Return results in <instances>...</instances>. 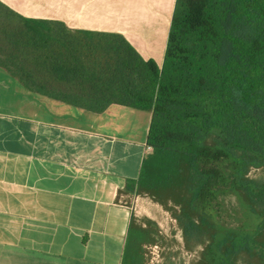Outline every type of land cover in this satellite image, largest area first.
I'll return each instance as SVG.
<instances>
[{
	"label": "trees",
	"instance_id": "1",
	"mask_svg": "<svg viewBox=\"0 0 264 264\" xmlns=\"http://www.w3.org/2000/svg\"><path fill=\"white\" fill-rule=\"evenodd\" d=\"M22 23L3 32L11 50L0 49V66L25 88L44 93L24 55L50 68L81 60L100 94L63 102L93 112L111 104L150 112V151L125 191L173 211L186 247L203 245L195 264L242 257L264 264V179L248 175L264 168V0H175L161 66L116 34L85 33V47L53 51L68 41L50 34L51 22ZM229 196L240 202L242 219H224ZM134 220L123 264H144L141 244L150 232Z\"/></svg>",
	"mask_w": 264,
	"mask_h": 264
},
{
	"label": "crops",
	"instance_id": "2",
	"mask_svg": "<svg viewBox=\"0 0 264 264\" xmlns=\"http://www.w3.org/2000/svg\"><path fill=\"white\" fill-rule=\"evenodd\" d=\"M174 1L0 0L11 11L0 21L51 22L50 34L68 41L53 51L85 47V33L120 35L161 66ZM84 63L28 67L44 93L0 66V264H123L140 200L125 188L150 151V112L63 102L100 94ZM131 115L139 133L127 130Z\"/></svg>",
	"mask_w": 264,
	"mask_h": 264
},
{
	"label": "rangeland",
	"instance_id": "3",
	"mask_svg": "<svg viewBox=\"0 0 264 264\" xmlns=\"http://www.w3.org/2000/svg\"><path fill=\"white\" fill-rule=\"evenodd\" d=\"M1 22L3 21H0V49L11 50V45L3 37V32L14 33L18 26L13 23L7 26ZM23 57L24 64L32 67L33 56L26 54ZM134 118V115L127 117V130L139 133L140 127L137 126L136 128ZM132 127L133 129H131ZM248 175L253 178L264 179V168H251ZM223 208V216L226 220L234 221L244 217L241 204L234 196L225 198ZM137 211L134 224L142 225L150 232L141 244L144 264H195L197 262L203 245L197 244L192 248L186 247L182 230L173 217L171 209L160 205L147 195H140ZM222 221L224 220L222 219ZM238 264H247L246 258H239Z\"/></svg>",
	"mask_w": 264,
	"mask_h": 264
},
{
	"label": "built area",
	"instance_id": "4",
	"mask_svg": "<svg viewBox=\"0 0 264 264\" xmlns=\"http://www.w3.org/2000/svg\"><path fill=\"white\" fill-rule=\"evenodd\" d=\"M148 148L150 149V147L148 146Z\"/></svg>",
	"mask_w": 264,
	"mask_h": 264
}]
</instances>
